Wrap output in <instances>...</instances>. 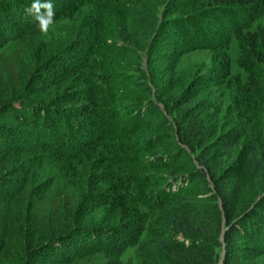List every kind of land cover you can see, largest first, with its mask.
I'll return each mask as SVG.
<instances>
[{
	"label": "trees",
	"instance_id": "obj_1",
	"mask_svg": "<svg viewBox=\"0 0 264 264\" xmlns=\"http://www.w3.org/2000/svg\"><path fill=\"white\" fill-rule=\"evenodd\" d=\"M56 1L54 22L82 17L85 37L58 57L38 50L41 96L22 80L33 0L0 11V264H246L264 254V0ZM162 8L188 16L168 26L186 40L167 38ZM161 32L175 49L159 46L144 66ZM193 45L215 53L200 81L225 83L228 102L183 88L176 70ZM164 77L176 82L170 93ZM40 158L62 164L65 198L36 184Z\"/></svg>",
	"mask_w": 264,
	"mask_h": 264
},
{
	"label": "rangeland",
	"instance_id": "obj_2",
	"mask_svg": "<svg viewBox=\"0 0 264 264\" xmlns=\"http://www.w3.org/2000/svg\"><path fill=\"white\" fill-rule=\"evenodd\" d=\"M8 1L14 2L16 0H3L4 3L0 2V11H2L3 7L6 5V2ZM52 1L57 6L60 5L58 1L56 0H52ZM85 14L86 13H84L83 15ZM66 16L67 15L65 14L59 17V22L58 21L56 23L54 22L53 25L49 28V31L47 34H44L41 31H39L37 26L33 31L28 32L29 35L31 36V39H32L31 43H33V47L30 48L29 54L24 56L23 60L21 61L22 80L25 82V84L27 82H33L35 78H37V74H39L40 72V68L38 67L39 65H37V63L35 64V55L38 53L39 49L42 50L43 48H45L43 50L44 51L47 50V53L50 56L54 55L58 57V55H61L65 52H69L70 47L68 45H71V44L75 45L77 44V40H81L85 37L83 30L81 28L79 29L77 28V25L79 24V21H81L82 17L69 18ZM187 17H188L187 15H184L182 13L172 12V11H168V8H165V9L162 8L161 13H160V21H161L160 26H161V29L165 31L164 33L166 34L167 38H175L178 40L182 38L183 40L187 39L182 33L177 32L174 28L172 29L168 28L169 22H172V21L180 22L186 19ZM199 17L202 18L204 22H206L205 24H207V21H209L208 18H210L204 15L202 16L199 15ZM196 28L197 27H195L194 29ZM198 29L201 34H204L202 31H200L201 30L200 27ZM214 35L216 34L212 32V36ZM162 36H163V32H161V35H159V37L158 36L156 37L158 41L153 50L154 54H151V52L147 53L148 51H150L149 48L147 49L148 51L145 50L142 53L144 66H147V64H149L148 62L153 60V57H155L158 54L157 50L159 46L166 47L167 52H170L173 49H175L174 44L173 45L171 44L160 45L161 44L160 39L165 38ZM215 37H217V35ZM7 46H11V45H7ZM194 46L195 45L188 47V52L182 57L181 63L177 67V70H176L177 77L180 78V80L183 78L182 81L185 80L183 84V88L187 89L188 87L189 88L191 87V89H193L192 91H195V89L201 90L205 88L206 90L204 91V93H205L206 99L214 98L217 95L219 97L218 100H220L221 102H224V101L228 102V99H229L228 95L230 94L231 91L229 88H227V86H225L226 85L225 83L216 84V86L215 85L207 86V85H202L200 81L203 75L213 74L214 72L213 65L215 64V53L205 47H194ZM8 48L9 47H7V49ZM234 48L235 47L233 44L232 53L234 52ZM43 50L42 52H44ZM47 53L45 52L44 54H47ZM170 59H168L167 62H164L165 66L166 64H168L167 66L174 65V59L171 57ZM54 66H58V64ZM165 66L160 65L157 68V70H155V73L159 75V78L162 77ZM51 68L49 70L48 69L43 70L44 75L52 76L53 73H52ZM149 74L150 73L148 72V75ZM40 76H42L41 72H40ZM163 80H164V84L166 85L164 91L165 92L167 91V93H170L171 91H173L174 88L172 87V85L176 84V82L175 81L168 82L167 77H164ZM33 87L34 89L32 90ZM45 87H48V86H43L42 81L37 80V81H34V84L31 85L30 90L28 91L29 92L32 91L30 92V94L32 95L41 96L46 90ZM50 87L47 88V91L54 92L55 87L54 86L52 88ZM34 100H37V99H34ZM51 160L52 159L46 160L44 158H40L36 160V162H34L35 166L33 167V171L36 172L35 174L36 184L39 186H45V189L47 188L48 192H56L62 198H65V194H67V191H70L72 189L69 187L70 182L67 180L65 173H63V171L61 170L62 164H59V163L53 164ZM45 189H43V191ZM47 191H44V192L46 193ZM104 214H105L104 207L102 206L101 208L98 207L96 211L94 212L90 211L89 213H87V216L82 222L83 224H89L91 222L99 221V218L102 217ZM19 219L22 222V219L24 220V215H19ZM231 240L232 241L230 242H232L231 244L233 248H235L236 245H240V244L248 245L246 241H243L242 243L241 241L236 240L235 238ZM223 245L224 247L222 250V255L224 257L225 254L227 253L228 241L224 240ZM132 254H133V249L128 250L124 256V260L128 259V256ZM105 261L109 263L110 261H112V259L111 257H107ZM35 263L36 264H55L51 261H48L45 257H41L40 259H37ZM246 264H264V254H262L259 257L250 258L246 260Z\"/></svg>",
	"mask_w": 264,
	"mask_h": 264
},
{
	"label": "clouds",
	"instance_id": "obj_3",
	"mask_svg": "<svg viewBox=\"0 0 264 264\" xmlns=\"http://www.w3.org/2000/svg\"><path fill=\"white\" fill-rule=\"evenodd\" d=\"M25 11L34 16L39 31L47 34L55 17L54 5L51 0H46L44 3H41V0H33V3Z\"/></svg>",
	"mask_w": 264,
	"mask_h": 264
},
{
	"label": "water",
	"instance_id": "obj_4",
	"mask_svg": "<svg viewBox=\"0 0 264 264\" xmlns=\"http://www.w3.org/2000/svg\"><path fill=\"white\" fill-rule=\"evenodd\" d=\"M220 264H223V260L220 262Z\"/></svg>",
	"mask_w": 264,
	"mask_h": 264
}]
</instances>
